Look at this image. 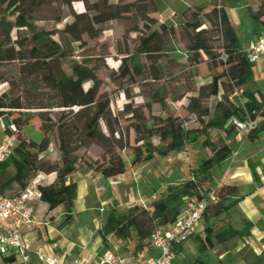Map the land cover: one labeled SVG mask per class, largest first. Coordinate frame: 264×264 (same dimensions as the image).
I'll list each match as a JSON object with an SVG mask.
<instances>
[{
    "label": "trees",
    "instance_id": "trees-1",
    "mask_svg": "<svg viewBox=\"0 0 264 264\" xmlns=\"http://www.w3.org/2000/svg\"><path fill=\"white\" fill-rule=\"evenodd\" d=\"M45 1L0 0V63L17 64L15 69L18 80L34 90L39 88L38 86L49 90L48 104H54L49 106L43 101H38L34 105L24 106L18 98L11 95L14 82L0 76V81L8 83L11 87L0 94V118L11 117V124L17 131H21L29 120V112L22 110L38 109L37 116L43 134L40 141L35 142L21 139L15 132L14 148L7 159L0 163V198L18 196L38 173L54 174L53 182L38 185L40 202L47 206L48 212L63 207L69 217L74 213L77 184L68 182L67 179L78 171L84 169L95 172L101 177L103 184H107L108 180L125 173V163L120 155L124 150H131L134 164L139 165L150 162L155 157L164 159L171 154L181 153L188 144L195 143L207 130L222 131L229 136L233 135L237 140L238 133L234 126L229 124V120H244L246 115L232 98L233 89L241 91L247 99L245 108L249 117L259 119L258 127L246 134L247 141L252 144L264 139V91L259 89L255 81L254 68L248 62L247 53L224 5L213 7L207 13L203 7H187L183 14L184 22L174 25L150 17V14L157 11L153 0H140L130 4H121V0H117L115 4L110 0H96L91 6L87 0H80L85 10L73 13L71 22L63 24L56 33L58 40H54L51 33L36 29L34 25V11ZM52 1L59 6H70L77 0ZM227 1L234 0H223V4ZM132 11L140 16L147 32V35L139 37L134 55H142L149 60L157 58L163 49L162 35L173 34L174 26H179L186 33V51L190 64H198L203 55L208 64L220 67L221 72L215 73L210 82L200 88L198 96L188 100L186 106V110L204 124V131L188 129L182 121L170 114L159 119L156 125L147 127L144 125L143 113L137 108H132L129 103L124 104L120 115L128 116L134 123L123 131L120 128V117L113 116L110 111V99L99 95L100 84L95 72L78 63L72 64L70 75L63 71L62 62L69 56L67 46L70 43H81L84 36L89 39L97 38L105 24L113 20H124ZM55 22L59 24L61 19L58 18ZM205 23L211 31L204 28ZM251 24L247 45L264 35V3H260L258 11L251 17ZM155 25L156 27L151 29ZM14 29L24 30V34L17 33L15 40L11 41L10 35ZM213 36L221 41V51L218 54L211 45ZM222 54L226 57L225 61L221 59ZM125 62V59H122L118 66L124 78L128 74ZM86 83L91 86L84 90ZM219 93V100L210 113L202 101L217 97ZM157 102L161 107L165 105L163 97ZM53 107L63 109L54 121L49 118L48 111H44ZM206 118L207 120L203 121ZM130 130L134 134L135 146L129 144ZM9 132L4 131L6 134ZM53 137L56 138L60 154L58 163H51L40 157L47 151ZM153 139L157 140V145L153 144ZM86 143H94L103 150L102 162L90 163L76 156ZM236 147V141L210 144V157L202 159L186 181L179 185H167L159 197L150 203L135 205L126 212L119 213L117 203L113 200L103 211L102 222L97 229L101 244L106 245L108 238L127 240L132 229L137 242V255L149 247L148 239L155 229L172 224L188 202L205 200L209 192L214 193L215 201L208 203L200 220L204 225V247L213 250L215 246L250 238L254 225L246 218L241 220L240 228L227 224L217 231L210 222L223 214L230 215V210L243 200L237 186L227 184L217 191L203 187L205 183L212 182L213 172L233 156L238 148ZM249 171L253 183L258 185L256 166L250 164ZM193 237L199 239L196 233H192L186 241L175 246L176 256ZM239 256L243 264H264V249L256 253L246 244L239 251ZM13 260L15 259L12 257L4 258L6 262ZM195 263L209 264L200 260Z\"/></svg>",
    "mask_w": 264,
    "mask_h": 264
},
{
    "label": "rangeland",
    "instance_id": "rangeland-1",
    "mask_svg": "<svg viewBox=\"0 0 264 264\" xmlns=\"http://www.w3.org/2000/svg\"><path fill=\"white\" fill-rule=\"evenodd\" d=\"M116 1L110 0L113 4ZM138 1L140 0H121V4L138 3ZM261 1L234 0L223 4V0H153L157 11L150 14V17L159 22L179 25L185 20L183 14L187 7H190V9L203 7L207 13L213 7L224 5L230 22L241 40L242 47L245 48L252 29L251 17L258 11L260 3H264ZM87 2L91 6L96 0H87ZM83 10H85V6L80 0L71 3L70 6H59L52 0H46L40 8L34 11V25L36 29L46 30L52 34V39L58 40L57 31L62 28L64 23L71 22L73 13L82 12ZM58 18L61 19L59 24L55 22ZM154 27L156 25L151 29ZM204 28L211 31L207 23H205ZM133 29H137L136 32H129ZM17 33L23 35L24 30L14 29L10 35L11 41L15 40ZM146 33L144 23L140 21V16L132 11L124 20H113L105 24L103 31L97 38L89 39L84 36L81 43H70L67 46L69 56L62 62V69L70 75L72 64L78 63L95 72L97 81L100 84L99 95L107 96L110 99V111L113 116L120 117V128L123 131L134 123V120L128 116L120 115V111L126 103L143 113L145 117L144 125L147 127L156 125L159 119L164 118L166 114H170L182 121L186 128L204 131V124L195 115L190 114L186 110V106L188 100L197 97L200 88L210 82L215 73L221 72L220 67L216 68L212 64H208L203 55L198 64L191 65L186 51L188 44L186 33L179 26H174L173 34L162 35L163 49L157 58L149 60L145 56L134 55L139 44V37L147 35ZM211 45L214 47L216 54L221 51L222 45L218 37H212ZM122 59H125L126 69L128 70L125 78L121 76L118 69ZM16 65L8 62L0 63V76L14 82L11 95L18 98L24 106L34 105L38 101L54 106V104H48L49 90L41 86L34 90L18 80ZM253 68L254 71H264V65H255ZM90 86V83H86L83 88L86 90ZM258 87L264 91V84H260ZM8 89H11L8 83L0 81V94ZM219 96L220 93L217 97L203 99L202 104L209 108L210 113L213 112ZM161 97H163L165 103L163 107L157 102ZM61 110L63 109L53 107L44 111H48L49 118L54 121ZM22 111L29 112V120L21 131H17L15 128L17 136L24 140L39 142L43 135L40 129L41 122L37 116L39 110ZM11 119L7 116L0 118L1 132L10 131ZM206 120L207 118L203 121ZM204 133L195 143L188 144L181 152L182 156L187 157V162H181L175 158V154H171L164 159L155 157L150 162L137 165L133 162L131 150L120 152L125 163V173L124 176L118 177L117 185H114L116 190L113 189L114 191L107 193V198L110 197L117 203V211L124 213L130 207L142 205L144 201L150 203L159 197L167 185H179L186 181L190 172L198 166L200 161L210 157V144L236 141L238 147H236V151L238 153L235 157H231L224 162L220 169L213 172L212 182L203 185L207 190L217 191L223 185L235 184L228 179L232 171L241 172V169L245 166L249 170L250 164L262 165L264 139L249 145L245 142L243 146L246 137L240 134H237L238 138L235 140L233 135L229 136L222 131L207 130ZM152 142L154 145L158 143L156 139H153ZM129 144L135 146L132 130L129 131ZM103 155V150L94 143H86L76 153L79 159L90 163L94 161L102 162ZM40 157L51 163H58L60 154L55 137L51 138L47 151L41 154ZM259 170L264 176L261 167ZM85 171L87 172L83 169L73 175L82 176ZM242 178L243 176L239 177V179ZM42 183L47 182L42 181ZM258 186L259 184L256 185V187ZM253 189L243 184L239 195L243 196L244 200L253 192ZM87 190L90 198L86 199L82 196L79 200V211L74 212L69 217L66 216L63 207L52 213H43V205L36 204L35 217L40 216V218L35 219L36 224L33 227L34 230L38 227L40 229L39 233L48 235L44 239V243L60 246V249L72 247L71 254L96 253L101 255L113 249L112 244V247L107 249L97 248V229L101 225L103 211L112 202L104 203L107 199L106 196L104 197L106 193L102 194L97 180L92 179V183ZM242 201L230 210V215L223 214L218 218L211 219L210 222L215 231L227 224L240 228L241 220L245 218L240 206L246 211H253V207H257L262 225H258L256 230H252L251 233L254 236L251 234V237L244 241L234 240L223 246H215L213 250H207L203 243L205 234L202 222L195 232L200 240L196 237L189 239L185 243L183 251L175 257L173 264H196L195 261L197 260L209 264H243L239 251L246 244L256 253H259V241L264 235V191H261L259 196L252 201L245 203ZM88 204L89 206H87ZM130 233L131 236L127 240L111 239L123 254L133 257L137 253V242L132 229Z\"/></svg>",
    "mask_w": 264,
    "mask_h": 264
},
{
    "label": "built area",
    "instance_id": "built-area-1",
    "mask_svg": "<svg viewBox=\"0 0 264 264\" xmlns=\"http://www.w3.org/2000/svg\"><path fill=\"white\" fill-rule=\"evenodd\" d=\"M244 51L247 53L248 62L253 67L259 65L261 59L264 58V35L251 41ZM221 59L226 60L224 54ZM232 98L245 111L246 118L244 120L231 118L229 124L234 126L238 134L246 136L258 127L259 119L258 117L252 119L246 113L247 99L241 91L233 89ZM9 128L10 132L5 133L0 142V163L7 159L16 142L15 127L11 125ZM237 153L236 151L232 157H235ZM182 158L185 157L182 156ZM42 181H44V174L38 173L18 196L0 198V255L6 258L12 257L23 264H27L31 256H34L40 264H87L76 257L66 260L49 248L33 247L26 240L25 235L33 228L34 203L40 201L37 187ZM214 201V193L209 192L205 200L188 202L183 212L172 224L155 229L148 239V248L153 252V256L146 262L138 263L120 253L109 252L94 264H173L176 257L175 246L186 241L190 234L196 232L208 203Z\"/></svg>",
    "mask_w": 264,
    "mask_h": 264
},
{
    "label": "crops",
    "instance_id": "crops-1",
    "mask_svg": "<svg viewBox=\"0 0 264 264\" xmlns=\"http://www.w3.org/2000/svg\"><path fill=\"white\" fill-rule=\"evenodd\" d=\"M260 65H264V58H262L261 61L259 62V66ZM254 78H255V81H256L258 86L260 84H264V71H261V72L260 71L259 72L254 71ZM4 134L5 133L1 132V130H0V142L2 141V139L4 137ZM241 136H244V135H241ZM245 142H247L248 145L251 144L246 139L243 142V146L245 145ZM174 156H175V158H177L181 162H185V161L187 162V160H186L187 157L185 156L186 159L182 158V153H177ZM261 164L262 165L256 166V172L259 176V186L258 187H256V185L253 183L250 171L248 170L247 166H245V168H242L241 172L232 171V173L228 176V179L232 183L234 182L235 185L237 186L239 194H240V190H241V187L243 184L248 186L250 189L254 188L253 192L249 196L245 197V199L242 201L243 203H245L247 201H252L253 199H255L259 196L261 191H264V176H262V174L259 170V168L261 167L262 171H264V159H261ZM122 176H124V175H122ZM240 176H243V178L239 179ZM54 179H55L54 174H44V181H46L47 183L53 182ZM92 179L98 181L99 189L102 190V194L106 193V195H104V197L106 196V198H107L108 192L110 193V191H114L113 189L116 188L114 185H117L116 182L119 180V178H115V179L108 180L107 184H103L101 177L97 173L91 172V171H87V172L85 171L84 174H82V176H77V174H76V175H72V176L68 177V179H67L68 182H75L77 184V197H76V200L74 202V205H75L74 206V212L79 211V205H80L79 200L82 196L85 197L86 199L90 198L88 195L87 189H89V186L92 183ZM110 201L112 202L113 199L109 197L104 201V203L107 204ZM142 201H144V200H142ZM38 203L43 205V207H44L43 213L48 212L47 206L45 204L41 203L40 201L35 202L34 203V224H36L35 219L40 218V216L35 217V215H36V213H35L36 212V204H38ZM144 203H147V202L144 201ZM85 206H86V204H85ZM87 206H89V204ZM58 208H60V207H58ZM58 208L54 209L53 211H50L49 213L54 212ZM253 208H254L253 211H246L243 208H241V206H240L241 212L244 214L246 219H248L250 222L253 223V225H254L253 230H256L258 225H262V223L260 222L257 207H253ZM248 212H250V213H248ZM43 213L41 214V217H42ZM34 224H33V226H34ZM39 230L40 229L38 227L35 230L33 227L32 230L25 235L26 240L33 247L49 248L51 251H53L54 253H56L59 256H62L66 260L73 258V257H76V258L82 259L87 264H94L98 261V259L100 257H102L103 255H105L106 253H109V252H117V253L122 254L123 256L129 257V256L123 254V252H121L117 248V246H115V244H113L111 238H108L106 245H102L100 239L98 238L97 248L107 249L109 247H112L111 244L113 245V249L105 252L104 254H101V255H98L96 253H89V254H83V253H79V254L77 253L76 254V253H74V254H71L72 249H73L72 247H70L69 249L68 248L67 249H60V246H57L54 244L52 245V244L44 243V239H46V237L48 235L46 233H44V234L42 233L43 234L42 235L41 233H39L40 232ZM251 234H252V236H254L253 233H251ZM259 242H260V248L258 249V251L260 252L262 249H264V235H262ZM59 250H61V251H59ZM63 250H65V251H63ZM152 256H153V252L149 248H145L141 252H139L137 255H135L133 257H129V258H131L134 261H137L138 263H144L148 259H150ZM4 258H6V257H3L0 255V264H23L19 260H13L12 262H6V261H4ZM27 264H40V263L36 260V258L34 256H31V258Z\"/></svg>",
    "mask_w": 264,
    "mask_h": 264
}]
</instances>
